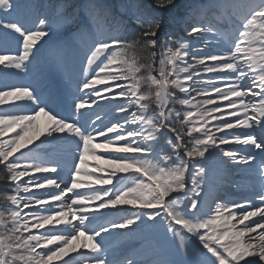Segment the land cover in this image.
Instances as JSON below:
<instances>
[{
  "label": "rangeland",
  "instance_id": "rangeland-1",
  "mask_svg": "<svg viewBox=\"0 0 264 264\" xmlns=\"http://www.w3.org/2000/svg\"><path fill=\"white\" fill-rule=\"evenodd\" d=\"M40 1L0 0V32L6 30L14 34L16 39L11 40L10 45H16V50H18L19 44L20 48L22 47L20 36L30 35L29 42L25 44V47L29 46V50L26 48L30 57L29 65L34 64L36 68L35 57L40 52L46 53L49 58L53 57V61L48 63V66L57 76L62 73L61 68L55 67V65H59L57 58L63 54L67 45L75 41L81 34L82 27L85 26L90 31L97 26V23L103 26L104 21L108 20L109 14H107L108 9L105 5L111 7L115 4L118 12L116 21L110 26L111 30L115 31L113 37L120 34L123 28L121 23L124 22L134 23L137 25L136 27H145L149 31L145 34V37L149 38L147 41L140 40L138 44L127 46L118 43V41L110 43L103 49H96L91 53L92 58L85 63L87 68L84 75L87 78L85 81L90 82L91 85H99L103 93V97L101 95L93 101L94 105L102 101L108 102L111 107L110 114L116 117V125L122 126L121 132L115 133L104 142L101 141V143L107 144L109 150H114L105 157L106 167L108 168L109 164H114L117 166V170L123 169V173L129 168L140 169L128 180L121 179L118 196H114L112 200H104L101 205L95 206V209L107 210L113 207L115 199L119 202L132 200L137 206H139V201L144 202L150 210L146 212L138 209L137 213L130 216L126 223L130 227H134L139 225L147 215V218L153 221V225L149 228L144 227V234L149 232L151 235L162 229L164 234L159 235L157 241L161 244H157V246L175 255L178 259L177 264H246L240 260L238 252L231 248L230 243L238 239L242 240L238 251L249 253V263L247 264H264V234L259 235L260 239L255 238L248 241V235H246L247 229L260 223L259 219H251L250 216L255 210V206L240 211H237L239 208L236 207L252 203L248 200L250 196L244 193L247 188L240 189L239 194L236 193L237 188L241 186L240 182L251 187L248 184L254 183L253 180L247 182L246 179L256 175H262L261 183L264 181V164L262 165L263 161L259 159L264 155V0H232L238 17L245 14L239 10L242 8L244 10L256 8L259 11L254 12L248 19H242L241 23L239 22L241 20L236 18L240 24L230 32L210 25L209 21L202 20L201 15L197 14L196 19L200 22L199 25H194L192 28L187 26L184 32L179 34L174 26H177L181 21L182 10H192L193 7L190 5L199 2V0H190V5L186 3L182 10L178 9L170 14V19L175 20L174 26H170L169 29L171 35L165 26H159L163 18L162 11L160 9L151 10L139 0H85L79 11L77 8L71 10V4L78 0ZM39 17L45 20L41 25L40 23L37 25L40 21ZM79 18L86 20L87 24L84 25L85 21L78 23ZM74 22L75 25H73ZM77 23L82 27L76 29ZM66 25L72 28L68 29ZM55 30L60 31L56 32ZM231 33L234 34L233 37ZM9 36L10 34H6L3 35V38L8 40ZM226 36L229 37V40H226ZM59 37H63V39ZM151 37H158L161 40L157 46L159 59L155 64L156 71L160 75L154 76L155 79H152L151 76L149 57L140 55L138 59L135 54L136 46L132 47V51L127 48L137 45L140 54L144 48L149 53L150 47L148 46ZM43 41L45 43L41 44ZM0 47L1 50L8 49L3 43H0ZM101 51L104 53L100 54ZM17 52L14 56L18 61L13 62L9 58L5 59L6 63L0 65V73L8 68L9 71L5 74L13 73L17 76L16 81L6 82V79L0 75V90L6 88L12 90L13 86L25 85L28 82L31 87V80H34L33 75L35 74L34 67L29 66V69L25 70L28 77L22 76L19 50ZM22 61L24 60L22 59ZM138 71H140L139 79L143 78V81L149 83V90L155 88L153 86L155 82L159 89L158 76L164 82L165 91L169 89L171 107L167 111L168 121L186 149L199 157L195 166L187 167V160L181 159L176 154L174 145L176 142L173 143L170 139L164 140L167 147L163 154L155 149L158 132L157 117V120H153V125L151 121H145L143 126L149 132L151 131L150 136L153 135L152 131L156 133L154 139L151 140L150 137L149 140L142 143L149 144L142 151L150 152L138 154V146H132L131 140L128 139L130 133L126 131V128L129 126V122L135 120L134 114H136L141 101V81H137L136 77L132 75H137ZM36 72L40 73L43 70L38 68ZM38 77L35 78V81L40 82V76ZM1 86L5 88L3 89ZM244 93L247 99H245ZM6 98L8 97L0 98V101ZM21 100L28 101L27 97ZM161 105H164L163 99L155 98L154 112L156 114H158V108ZM15 109L17 110L18 107ZM4 112L9 115L11 110L6 109ZM23 117L25 118L24 115ZM138 119L137 122L141 125L143 116L141 115ZM9 124L10 122L4 120L0 125V171L4 179L8 177L13 180L18 165L21 163L19 157L11 156L14 152L13 149L23 142L28 143L29 138L37 134L35 127H32L29 134H25L27 129L24 127L19 133L6 137L4 134L7 133ZM19 128H21L20 125ZM133 130L134 128L130 129V132ZM260 135L263 137L258 140ZM18 136L22 138L20 139L22 142L17 140ZM14 138L19 143L13 141ZM161 143L164 144L163 141ZM8 144L12 147L7 150ZM255 156L261 163L253 160ZM248 163L251 165V169H248ZM142 168L143 172L139 173ZM258 168L259 170H257ZM212 169L215 171H211ZM8 172L11 175H8ZM1 176L0 179H2ZM186 177L188 180L187 192L183 196L166 201L173 214L171 218H167L162 215L159 204L162 202V198L170 190L179 187ZM218 177L222 179H215ZM212 178L215 181L209 183V179ZM110 179L113 178L110 177ZM16 181L17 186L25 188L23 184L26 181ZM9 183V181L5 182V186L13 191ZM257 191L260 192L258 187L255 194ZM17 195L12 192L4 194L6 204L5 207L3 206V210L9 220L8 234L11 241L9 249L3 243L7 252L6 248L4 246L2 248L0 244V253L2 249L6 253L5 259L0 257V264H6V259L9 256L11 264L13 260L17 261L18 259L20 260L19 264H67L68 258H63L64 254L57 251L61 248L59 243H56L52 248L48 247L50 251H42L31 248V244H28L32 241H25L26 235L20 230L18 231L16 227L18 217L15 212L20 210L21 202V199L13 201ZM22 195L26 200L38 201L35 195L25 193ZM255 198V201H258L263 198V195H255ZM256 209L259 210L257 207ZM26 213L33 220L44 217V213L38 210L27 211L24 214ZM221 215L224 216L225 222H220ZM178 222H184L186 232ZM261 222H264V219ZM222 223L226 224L229 232L227 240L220 238L218 234ZM150 229L153 231H149ZM40 232L43 234L42 238L45 239L44 243L46 245L51 243L45 230H40ZM141 232L142 230L133 231L132 236L141 234ZM119 240V237L115 239L118 247L120 246ZM153 242L155 241L152 240L151 244L143 245L144 251L140 253L145 255L160 249ZM15 251L20 254L21 259L15 258L17 256ZM47 253L50 254V257H46Z\"/></svg>",
  "mask_w": 264,
  "mask_h": 264
},
{
  "label": "bare ground",
  "instance_id": "bare-ground-1",
  "mask_svg": "<svg viewBox=\"0 0 264 264\" xmlns=\"http://www.w3.org/2000/svg\"><path fill=\"white\" fill-rule=\"evenodd\" d=\"M46 118V117H45ZM17 124H18V122H17ZM16 130V129H15ZM73 130L74 129H67V133L68 134H70V135H72L73 134ZM20 139H22L21 137H19L18 136V138H17V140L18 141H20ZM16 141V140H15ZM20 142H22V141H20ZM259 151V150H258ZM63 159H66V161H68V163H70V161H69V159H68V157H66V156H64L63 157ZM253 160L255 161L256 160V162L257 163H259L258 162V159L255 157V158H253ZM252 160V161H253ZM253 161V162H254ZM255 164V163H254ZM248 165H249V167H248V169H251V165L248 163ZM253 170V169H252ZM257 170H259V168L257 169ZM263 170V169H262ZM261 170V171H262ZM260 173H262V172H260ZM257 176V175H256ZM262 176V175H261ZM216 179V178H215ZM215 179H209V183H213L214 181H215ZM259 181H261V177L260 176H258V177H256V178H254L253 179V182L254 183H256L257 184V187H258V190L260 189V192H256L257 194H255L256 196L257 195H263L264 194V181H262V184L259 186L258 185V183H259ZM208 182V181H207ZM252 182V181H251ZM253 204H255V203H257L255 206L257 207V208H259V210L258 209H255L252 213H251V219H259V221H260V223L258 224V225H256V226H254L253 228H251V229H247L246 230V235H248V238H247V241L249 240V239H255V238H258V239H260L261 238V236H259V235H262V234H264V222H261V220H263L264 219V206H263V204H264V198H261V199H258V201H255V202H252ZM263 207H262V206ZM237 207V209L239 208V210H237V211H240V210H242V209H244V208H246V207H243V206H236ZM228 211V210H227ZM230 212V211H229ZM233 213H234V211H233ZM221 221L220 222H225L223 219H224V216L223 215H221L220 216V218H219ZM242 224V223H241ZM221 225V224H220ZM222 227H220V230H219V237L220 238H226L227 236H228V230H227V228H226V224H224V223H222V225H221ZM254 230V231H253ZM251 231H253V232H251ZM259 232V233H258ZM245 234V233H244ZM258 235V236H257ZM260 237V238H259ZM225 240H227V238L225 239ZM257 240V239H256ZM242 242V240L241 239H238L237 241H234V242H231L230 244H231V248H233V249H235L237 252H238V257L240 258V260H242L244 263H249L248 261H249V253L247 252V251H245V252H239L238 251V249L240 248V243ZM238 244H239V246H238Z\"/></svg>",
  "mask_w": 264,
  "mask_h": 264
},
{
  "label": "trees",
  "instance_id": "trees-1",
  "mask_svg": "<svg viewBox=\"0 0 264 264\" xmlns=\"http://www.w3.org/2000/svg\"><path fill=\"white\" fill-rule=\"evenodd\" d=\"M151 2L155 3V4H158V5H165L167 3H170L171 0H151ZM139 35V34H138ZM142 37V36H141ZM136 40H138V37H136ZM136 46V49H135V54L136 56L138 57L139 59V56H146V57H149V53H147V51H145V48L143 50H141V54L139 53V48L137 45ZM149 59V58H148ZM2 172L0 171V176H1ZM2 179H4L2 176H1Z\"/></svg>",
  "mask_w": 264,
  "mask_h": 264
}]
</instances>
